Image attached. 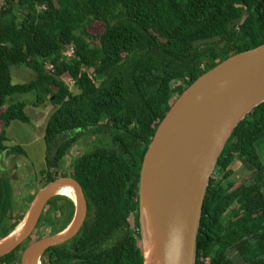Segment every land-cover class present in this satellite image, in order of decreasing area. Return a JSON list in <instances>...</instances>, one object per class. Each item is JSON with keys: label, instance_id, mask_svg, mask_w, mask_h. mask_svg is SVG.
Instances as JSON below:
<instances>
[{"label": "trees", "instance_id": "trees-1", "mask_svg": "<svg viewBox=\"0 0 264 264\" xmlns=\"http://www.w3.org/2000/svg\"><path fill=\"white\" fill-rule=\"evenodd\" d=\"M261 45L264 0H2L0 152L12 122H31L25 103L5 109L16 95L36 94V107H54L45 134L48 178L40 187L58 179L80 137L98 141L70 166L89 200L88 218L69 243L83 257L69 261L66 246H58L49 250L50 264H144L139 183L160 124L200 77ZM23 66L35 78L13 84V68ZM241 168L251 180L235 186ZM219 172L223 181L212 176L205 199L197 264H264V103L235 130ZM11 207L0 191V225ZM56 211L70 221L74 203ZM17 226L7 225L0 240Z\"/></svg>", "mask_w": 264, "mask_h": 264}, {"label": "water", "instance_id": "water-1", "mask_svg": "<svg viewBox=\"0 0 264 264\" xmlns=\"http://www.w3.org/2000/svg\"><path fill=\"white\" fill-rule=\"evenodd\" d=\"M263 103L264 45L225 60L178 97L160 124L141 169L144 264H197L198 235L211 178L237 127ZM64 188H71L75 197L70 224L30 245L21 264H43L47 251L79 234L88 216L87 199L76 180L62 177L37 192L23 225L0 240V259L28 240L48 203Z\"/></svg>", "mask_w": 264, "mask_h": 264}, {"label": "flooded vegetation", "instance_id": "flooded-vegetation-1", "mask_svg": "<svg viewBox=\"0 0 264 264\" xmlns=\"http://www.w3.org/2000/svg\"><path fill=\"white\" fill-rule=\"evenodd\" d=\"M86 138H91V139L93 138L94 139L95 137L83 136L77 140V142L74 144L72 150L66 155V157L64 159L63 165L67 164V159L71 161V164L69 163V168H68L69 171L64 170L67 168L62 166V169H60L61 172L59 171L60 175L58 176V179L64 177V178H71V179L76 180L72 176V171H70V166L74 165V162L77 160V158L79 156H81L79 154L81 152V147H83V146L85 147V143L87 142V140H89ZM97 144H98V141L95 138L94 141L91 143V145L96 146ZM5 145H6V142H5ZM75 146L80 147V148H78V150H80V151L77 152V155L72 153ZM93 148H95V147L93 146ZM93 148H91L90 150H92ZM47 152H48V147H47V151L45 153V158H44V160H45L44 165L45 166L42 170H39L38 175H36V170L33 171V169H30L28 166L29 157H28L26 150H25V152L14 151L13 147H9L6 145L5 149L0 152V186H2V190H0V191L4 195H9L11 197V204H12L11 209L8 210L9 212L6 215L7 221L5 223H3L2 225H0V235L3 233V231L7 227V225L17 223L19 226V224L21 222L23 223V221L25 220V217H26V215L30 209L31 203L33 202V199L36 196L37 192L40 189L45 187V186L40 187V185L42 184L43 181H45V179L48 178V175L46 174L47 173L46 172ZM82 189H83V187H82ZM83 191H84V189H83ZM84 194H85V197L87 199L88 214H89V209H90L89 200L86 196L85 191H84ZM70 202H73V200L71 198H69L65 195H61V194L56 196L54 199H52L48 203V205L46 206V208H45V210H44L33 234L18 249H16L10 255H8L2 259L5 260L8 258H13V261H12L13 264H21V260L23 258V255L30 245H32L33 243H36L37 241H39V240H41L47 236L55 235V233H57L59 231L61 232L64 228H66L70 224L71 220L70 221L66 220L65 216H62L60 211H56V207L57 208L60 207L63 210H66L69 207ZM20 205H22L23 207H26L27 212L24 213L23 210L21 212H18V213H20V217L21 216L22 217L19 219H17V218L15 219V215H16L15 210L19 211L21 209ZM49 206L54 207V210L56 211V215H54L55 216L54 225H53L54 227L50 230L49 234L45 235V233L43 232L44 215H45V213H47V208ZM74 207H75V204H74ZM74 213H75V211H74ZM23 217H24V219H22ZM87 218H88V216H87ZM78 235L79 234H77V236ZM70 241L64 245H61V246H66V249L68 250V254L65 252L64 256H66L69 261H74V262L80 263L83 255L78 250L75 251V249H73L72 246L69 245ZM85 249L87 251H91L93 249V244H87L85 246ZM49 252L50 251H47V253L43 256V258H42L43 264H50Z\"/></svg>", "mask_w": 264, "mask_h": 264}, {"label": "rangeland", "instance_id": "rangeland-1", "mask_svg": "<svg viewBox=\"0 0 264 264\" xmlns=\"http://www.w3.org/2000/svg\"><path fill=\"white\" fill-rule=\"evenodd\" d=\"M2 6V0H0V8ZM100 31V28L93 29L92 32L96 33ZM72 49H67V55L71 56ZM36 74L31 71L29 68L23 66V67H16L12 70V78H13V84H25L30 82L35 78ZM70 84V82H69ZM71 85V84H70ZM72 90L75 91L74 85H71ZM14 102H22L27 105L26 107V113L30 116L31 122L29 124H24L18 121L12 122L10 127L7 128V137L8 141L6 142V145L9 147H23L29 157V163L28 166L30 169H33V171L36 170V175H38L39 170H42L44 168L45 163V153L47 151V145L45 141V134H46V127L48 120L51 116V114L54 111V107L50 104H43L39 107H36V94H26V95H16L14 96L13 100H10L5 109L8 107L9 104H12ZM3 127V123L0 121V131ZM95 139V138H94ZM94 139H89L85 143V147H81V152L79 153L82 155L85 152L91 151L90 149L93 148V145L91 143L94 141ZM80 148L79 146H75L74 150L72 151L73 154L77 155V152ZM72 154V155H73ZM69 163L70 160L67 159V164H65V167L67 169H64L66 171H69ZM250 172L245 173V169L241 168L235 176L232 177L233 183L236 185H240L243 182H249L251 178L248 176ZM225 172H219L217 174H213V176L216 177L217 182L223 181ZM35 176V175H34ZM21 209L19 211L15 210V219H19L20 213L23 210L24 213L27 212L26 207H23L20 205ZM25 210V211H24ZM25 215V214H24ZM56 215V211L54 210L53 206H49L47 208V213L44 215V224H43V232L45 235L49 234L50 230L54 227V219ZM24 219V217L22 218ZM228 219H226L227 221ZM22 225V222L19 224V226ZM18 226V227H19ZM17 227V228H18ZM141 240V239H140ZM141 244L143 247V242L141 240ZM230 257L235 260L238 263H241V258L238 255L236 251H233L230 253Z\"/></svg>", "mask_w": 264, "mask_h": 264}, {"label": "bare ground", "instance_id": "bare-ground-1", "mask_svg": "<svg viewBox=\"0 0 264 264\" xmlns=\"http://www.w3.org/2000/svg\"><path fill=\"white\" fill-rule=\"evenodd\" d=\"M60 194H61V195H65V196L71 198L72 200L75 199V197H74V193H73V190H72L71 188H64V189H62V190L60 191ZM22 225H23V224H22ZM19 229H20V228H19Z\"/></svg>", "mask_w": 264, "mask_h": 264}, {"label": "built area", "instance_id": "built-area-1", "mask_svg": "<svg viewBox=\"0 0 264 264\" xmlns=\"http://www.w3.org/2000/svg\"><path fill=\"white\" fill-rule=\"evenodd\" d=\"M72 52H73V50H72ZM71 55H72V54H71ZM70 84H71V85H74V81H70ZM70 164H71V161H70ZM0 264H2L1 259H0Z\"/></svg>", "mask_w": 264, "mask_h": 264}]
</instances>
